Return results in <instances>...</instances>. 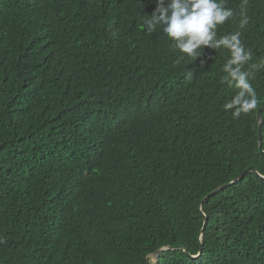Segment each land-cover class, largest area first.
Here are the masks:
<instances>
[{
	"label": "trees",
	"instance_id": "16d2710c",
	"mask_svg": "<svg viewBox=\"0 0 264 264\" xmlns=\"http://www.w3.org/2000/svg\"><path fill=\"white\" fill-rule=\"evenodd\" d=\"M154 8L0 0V264H151L168 247L188 254L153 264H264V0L244 9L259 103L239 118L228 52L176 63L143 26ZM247 169L204 202L203 231V201Z\"/></svg>",
	"mask_w": 264,
	"mask_h": 264
},
{
	"label": "clouds",
	"instance_id": "9594fccd",
	"mask_svg": "<svg viewBox=\"0 0 264 264\" xmlns=\"http://www.w3.org/2000/svg\"><path fill=\"white\" fill-rule=\"evenodd\" d=\"M226 4L227 0H155L154 11L143 20V26L148 33L158 29L163 32L172 50L180 53L176 63L185 57L195 60L204 48L226 50L228 58L220 79L238 91L224 102L223 108L233 118H239L253 112L259 101L244 70L252 58L241 42L242 30L249 24L244 10L247 0H241L237 30L218 38V27L236 15ZM188 77L191 78L190 72Z\"/></svg>",
	"mask_w": 264,
	"mask_h": 264
},
{
	"label": "water",
	"instance_id": "95a60500",
	"mask_svg": "<svg viewBox=\"0 0 264 264\" xmlns=\"http://www.w3.org/2000/svg\"><path fill=\"white\" fill-rule=\"evenodd\" d=\"M263 111H264V108H262V109L259 110V112H258V119H259V122H260V127H259V139H260V142H261V140H262V136H261V128H262V124H263V117H262V112H263ZM260 150H261L262 152H264V151L262 150L261 145H260ZM248 172H255V173H256V171H254L253 169H247V170L244 171V172L239 176V178L236 179L234 182H232V183H230V184H228V185H225V186L219 188L218 190L214 191L212 194H210V195H209V196L203 201V203H202L201 206H200V208H201V212H202V215L204 216V219H205V226H204L203 231L205 230L206 223H207V217H206V215L204 214V212L202 211V207H203L204 202H205L209 197L215 195L216 193L220 192L221 190L226 189L227 187H229V186H231V185H234L236 182H238L240 179H242V178H243ZM257 175H259V174L257 173ZM259 176H260L261 178H263L261 175H259ZM176 249H180V250H182L184 253L188 254L187 250H186L184 247H168V248H164V249H161V250L157 251V252L154 254V257H155V259H156V261H157L158 258H159V256H160L162 253H164V252H166V251H170V250H176ZM202 250H203V248H201V251H202ZM200 254H201V253H200ZM197 257H198V256H194L193 258H197Z\"/></svg>",
	"mask_w": 264,
	"mask_h": 264
},
{
	"label": "rangeland",
	"instance_id": "374dc122",
	"mask_svg": "<svg viewBox=\"0 0 264 264\" xmlns=\"http://www.w3.org/2000/svg\"><path fill=\"white\" fill-rule=\"evenodd\" d=\"M155 261H156L155 257L152 256V258H151V264H153Z\"/></svg>",
	"mask_w": 264,
	"mask_h": 264
}]
</instances>
